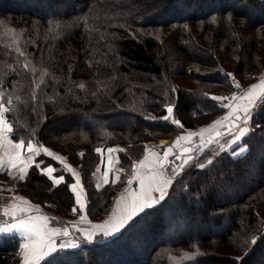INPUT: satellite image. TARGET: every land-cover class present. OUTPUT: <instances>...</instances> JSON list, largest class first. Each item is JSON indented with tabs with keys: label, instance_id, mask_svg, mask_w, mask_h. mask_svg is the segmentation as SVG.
Returning <instances> with one entry per match:
<instances>
[{
	"label": "trees",
	"instance_id": "1",
	"mask_svg": "<svg viewBox=\"0 0 264 264\" xmlns=\"http://www.w3.org/2000/svg\"><path fill=\"white\" fill-rule=\"evenodd\" d=\"M242 1L250 0H186L203 13L184 19L177 0H0V96L12 138L67 152L90 211L104 215L118 188L95 186L98 147L128 143L120 156L129 167L148 140L213 122L226 101L212 97L264 72V0H251V15L238 9ZM169 106L179 127L164 119ZM251 124L243 154L222 152L201 167L212 144L196 151L165 199L118 235L59 249L40 264H264V99ZM69 183L53 185L32 168L20 187L69 217ZM143 228L138 249L131 237ZM21 244L0 234V264L19 263Z\"/></svg>",
	"mask_w": 264,
	"mask_h": 264
},
{
	"label": "crops",
	"instance_id": "2",
	"mask_svg": "<svg viewBox=\"0 0 264 264\" xmlns=\"http://www.w3.org/2000/svg\"><path fill=\"white\" fill-rule=\"evenodd\" d=\"M254 84L256 85H262L264 84V79L256 81ZM253 85V84H252ZM250 85L247 89V91L251 88ZM246 92V91H245ZM232 103V102H231ZM237 103L243 104L245 101L240 100L237 101ZM0 105H2V98L0 96ZM172 107V106H171ZM253 109V108H252ZM231 109L230 108H225L224 112L220 114L218 118L220 120H223V123L226 122L225 117H227L230 113ZM252 112V110H251ZM251 112L250 115L245 117L242 113V119L240 120V123L235 130H233L231 133L234 136L239 135V130L240 129H245V136L246 134L250 133L252 130L251 126ZM173 114V113H172ZM171 114V116H172ZM168 115V118L171 119V117ZM5 121L10 125V123L7 121V119L4 116ZM217 118L213 121L215 122ZM213 125L212 123L206 125V127H201L199 130L195 129H185L182 130L178 133V135L174 137H166V138H161L164 139L162 142L161 139L159 143H153L151 140H148L145 143V149L143 154L137 158L135 161L132 162V164L128 167L122 164L121 156L120 154L128 149L129 144L128 143H116V144H110L107 146H100L98 147L101 149V152L98 153L99 155V160L96 165V169L94 171V181H95V186L98 189H102L103 187L107 185H117L118 188V193L114 197L111 206L109 209L105 212L104 215H101L99 217H93L92 212L90 211L89 208V201H88V194L86 187L84 185L83 177L81 174V171L78 169V167L73 164L70 159L67 157L66 154L50 147L47 145H39L36 144L32 141L31 142L34 146H37L41 150V155L36 156L35 154H29L27 153V143L24 142L23 140H15L12 138L10 133L5 132L3 134V138L0 139V160L3 161V165L0 166V189L4 190H11L12 192V202L10 203L8 207V218L4 223L0 224V234L3 235H18L22 239V244L27 242V234L24 232L23 229L20 228H14L12 227L13 224H18L21 219L28 220L29 217H47V225L48 228H56L60 229L61 232L64 231V227H69L71 230V234L64 236V235H59V236H54L53 241L54 245L57 250L59 249H73L72 245H80L86 241L87 233L89 230H91L92 225L94 224H102L105 220H110L112 219L115 215H119L121 212V206L120 203L118 202H123L124 200H127L130 198L131 193L133 192H138L139 190V183L136 180H133V175L135 172L140 171L141 174H143L146 169H143L139 162L141 160H144L145 157H148L149 160H156V161H163L164 162V169H163V175L164 178L171 180L173 183L174 178L179 174V172L182 170L179 165L183 164L184 166V160L187 158V156H191V153L183 155V159L181 163H175L174 159H172L171 155L165 160L164 159V152L168 149H172V153L180 149L181 147L185 145L192 144L196 139H200L206 133L201 132L202 129L206 130L207 126ZM216 127L214 125L213 130H215ZM192 134L189 139L186 140H179L177 143V140L179 137H185L189 136V134ZM242 136V137H243ZM241 137V138H242ZM23 141L25 144V147L21 151V158H23L26 155H32L33 160L27 162L28 167L26 169V174L25 178L22 180L20 179L21 172H20V167L21 165H17V167L13 168L9 164L10 158H14L16 155L17 149L14 148L15 143H19ZM217 143V141L213 144ZM219 143V142H218ZM212 144V145H213ZM210 146V145H209ZM208 147V146H207ZM47 148L49 151L53 152L54 157H59L60 160L63 161V164L60 163L59 160L55 158H50L46 154H43V149ZM109 149L114 150L111 153V163H109ZM64 165H67L70 167L73 172L79 175L80 180H81V185L83 188V192L81 193L82 199L84 200V203L86 207L82 210L78 206L75 205V199H74V194H73V200L74 204L71 207L70 211L72 212L71 216L63 217L61 213H56L53 210L49 209L46 207L42 202L38 201L34 197H30L28 193L24 192V190L21 189L20 183L24 182L31 176V171L32 168H35V170L42 176L46 177L51 181L53 185L55 184V181L59 179L61 176L64 177V181L69 177L70 184L74 183V178L72 174H70L67 169L64 167ZM135 166V167H134ZM48 167H51L53 169V172L51 175H48L46 169ZM159 165L157 164V168ZM40 170H37V169ZM149 168H151V164H149ZM99 169V170H98ZM108 172V180L109 183L105 184L104 183V173ZM119 176L120 179L117 181L115 179L116 176ZM129 180H133L132 184H129ZM169 184L167 189H166V195L167 192L172 185ZM99 185V187H97ZM79 191V189H78ZM154 197L158 198L159 193L155 192L153 193ZM44 196V195H43ZM166 197V196H165ZM162 202V201H161ZM160 202V203H161ZM158 203V204H160ZM157 204V205H158ZM155 206V205H154ZM73 207H76V211L73 212ZM21 209H28V211H21ZM147 209V208H146ZM144 211V210H143ZM98 215V214H97ZM81 216H84L85 219L84 221H81ZM54 221H67V224H60ZM39 223V222H37ZM127 225V224H126ZM125 225V226H126ZM124 226V227H125ZM123 227V228H124ZM122 228V229H123ZM122 229H120L118 232L110 235V236H103L102 234L98 236L97 238H94L93 241H97L100 238H109L118 235ZM63 245V248L61 246ZM76 248V247H75ZM56 250V251H57ZM22 249H20V254H21V260L17 264H23V256H22ZM47 251V249H45ZM54 253V252H53ZM52 254V253H51ZM51 254L44 256L41 260L38 261V264H40L43 260H45L48 256Z\"/></svg>",
	"mask_w": 264,
	"mask_h": 264
},
{
	"label": "snow or ice",
	"instance_id": "3",
	"mask_svg": "<svg viewBox=\"0 0 264 264\" xmlns=\"http://www.w3.org/2000/svg\"><path fill=\"white\" fill-rule=\"evenodd\" d=\"M231 76L232 74H227ZM81 88L84 87L83 84L80 85ZM235 87L239 88V84H236ZM212 99L217 100L219 102H222L227 97H212ZM264 99V84L262 85H256L253 84L251 88L243 93L242 96H237L236 94H233L231 97L232 103H222L223 108H230L231 111L227 117L224 119L229 120L230 122L240 119V113L242 112L245 117L250 115V112L252 108L255 106L257 100ZM243 100L245 103L240 104L237 103V101ZM4 111L2 105H0V139L3 138V134L5 132L11 133L12 127L5 121L4 119ZM166 111L169 115H171L174 111L173 107L169 106L166 108ZM166 116L164 119H167ZM171 123L175 125H179V120H172ZM215 123H219V121H216ZM204 129L201 130L203 132ZM231 131V129H229ZM245 129L239 130V135L235 137V140L238 141L240 138L245 134ZM192 134L190 133L189 136L185 137H179L177 140V143L179 140H186L189 139ZM217 136H220L221 133L217 132ZM211 143V141H209ZM25 147V144L23 141L19 143H15L14 148L17 149L16 155L14 158H10L9 164L11 167L15 168L17 165H21L20 172L21 176L20 179L25 178L26 169L28 167L29 161L33 160L32 155H26L23 158H21V151ZM97 153L101 152V149L97 148L95 150ZM109 163H111V153L114 151L112 149H109ZM189 151L188 148L184 149V153H187ZM27 153L29 154H35L36 156L41 155V150L37 146H34L31 142L27 143ZM43 154H46L50 158H55L60 161L61 164H63V161L60 160L59 157H54L53 152L49 151L47 148L43 149ZM172 154V149L168 148L164 152V159L166 160L170 155ZM177 160L181 159V157L177 156ZM193 159L192 156H187V158L184 160V164H187L189 161ZM140 166L143 169H146V171L141 174L140 171H137L133 175V180L138 181L139 183V190L138 192H133L130 195V198L127 200H124L120 203L121 206V212L119 215H115L110 220H105L102 224H94L91 227V230L88 231L86 239L88 242L93 241L94 238H97L101 234L105 237L110 236L116 232H118L120 229H122L130 220H132L135 216H137L139 213H141L146 208H151L154 205H157L161 201L165 199L166 196V189L169 184L172 183L171 180H168L164 178L163 175V169L165 167L163 161H156V160H149L148 157H145L144 160H141L139 162ZM149 164H151V168H149ZM157 164L159 167L157 168ZM3 165V161L0 160V166ZM64 167L67 169V171L72 174L74 178V183L70 184L69 190L74 194L75 199V205L78 206L80 209H84L86 207L84 200L82 199L81 193L83 192V188L81 185V180L78 174L73 172V170L68 167L67 165H64ZM135 167V166H134ZM179 167H183V164L179 165ZM203 167V165H201ZM37 170H40L39 168ZM99 170V169H98ZM48 175H51L53 172V169L51 167H48L46 169ZM104 183H109L108 180V172L106 171L104 173ZM115 179L118 181L120 177L117 175ZM133 180H129V184L131 185ZM64 182V177L61 176L59 179L55 181L56 185L61 184ZM99 187V185H97ZM79 189V191H78ZM158 192L159 197H154L153 193ZM77 209L76 207H73V212H75ZM21 211H28V209H21ZM47 217H29L28 220L21 219L18 224H13L12 227L14 228H20L23 229L24 232L27 234V242L21 244L22 256H23V264H38V261L41 260L44 256H47L53 252H55L57 249L54 245L53 237L59 236V235H68V231L65 229L63 232H61L60 229L56 228H48V225L46 223ZM81 221H84L85 217L81 216ZM39 222V223H37ZM254 242V241H253ZM73 248L78 247V245L73 244ZM63 248V245L61 246ZM47 249V251H45Z\"/></svg>",
	"mask_w": 264,
	"mask_h": 264
},
{
	"label": "rangeland",
	"instance_id": "4",
	"mask_svg": "<svg viewBox=\"0 0 264 264\" xmlns=\"http://www.w3.org/2000/svg\"><path fill=\"white\" fill-rule=\"evenodd\" d=\"M185 1L186 0H177V5L180 7V10H179V14H178V17L179 18H184V19H186L187 17H188V15H190V13L191 12H194L195 14H200V13H203V12H201L200 11V9H199V6L198 5H193L192 4V6H190V7H188V6H186L185 5ZM240 1V0H239ZM237 3L238 2H235V0H230V4H232V5H237ZM252 2H251V0L249 1V2H247V1H242V3H240V5L238 6V9L239 10H242V11H245V12H248L250 15L255 11V8H254V6L251 4ZM264 79V72L261 70V71H259V72H257V76H256V78L255 79H253L251 82H248V84L247 85H245V80L243 81V83H242V81H240L239 80V82L237 81L236 83H235V85L236 84H239V88H237V87H235L234 86V88H232L233 90L231 91V93L229 94V95H221V97H227L228 99H226V100H224V102L226 101V103H231L232 102V100H231V97L233 96V94H236L237 96H242L243 95V93H245V91H247V89H248V87L250 86V85H252V84H254L256 81H258L259 82V80H263ZM244 84V85H243ZM216 96V95H215ZM220 96V95H219ZM223 103V102H222ZM221 111H219V112H217V120L216 121H219V123L217 124V123H215V122H211L213 125H209V126H207V128H206V130H204L203 132L204 133H206V135H208V134H210L211 132H213L214 130H213V128H214V125L216 126V127H218V128H223L224 126H225V123H223V120H220V118H218L219 116H220V114H222L223 112H221ZM168 113L166 114V116L168 117ZM165 116V117H166ZM169 116H171V115H169ZM185 116H189V115H185ZM171 117H173V118H171V119H169V118H167L166 120L169 122V123H171V121L172 120H179L178 118H176L175 117V114H174V112H173V114H172V116ZM215 118V119H216ZM91 121V119H89L88 120V122H90ZM119 121L120 122H122V123H128V119H126V118H120L119 119ZM227 121V120H226ZM251 121V120H250ZM130 123L132 122V121H129ZM210 124V123H209ZM180 125V124H179ZM179 125L177 126V125H175L174 127H179ZM206 125H208V124H204V125H202V126H199V127H197V128H195V130H199L201 127H206ZM251 126H252V124H251ZM217 129V128H216ZM233 130H235V129H233ZM232 130V131H233ZM252 130H253V127H252ZM251 130V131H252ZM182 131V130H181ZM231 131V132H232ZM180 131H175L174 133H173V135H172V137H174V136H176V135H178V133H179ZM231 132H229V133H227L226 135H223V136H221L220 138H218V139H216L215 140V142L217 141V143H215V144H213L212 145V147H211V150H212V154H211V157H209L208 159H207V161H205V162H202V164L201 165H203V166H205L207 163H209L214 157H216V156H218V155H220L222 152H229V153H231L233 156H239V155H241V154H243L246 150H247V145L244 143V136L242 137V138H240V140H238V141H236L235 140V137L236 136H234V135H232V133ZM170 133H172V132H170ZM249 134V133H248ZM206 135H204V136H206ZM247 135V134H246ZM245 135V136H246ZM203 136V137H204ZM203 137H201V138H203ZM161 138H166V137H164V136H161ZM160 137H159V139L158 138H155V139H152L151 141L153 142V143H159V142H164L163 140L164 139H161ZM200 138V139H201ZM160 139H161V141H160ZM219 142V143H218ZM146 143V142H145ZM156 143V144H157ZM114 144H116V143H114ZM144 144V143H143ZM110 145V144H109ZM260 147L261 146H263L264 145V141H262V142H260ZM47 146H49V145H47ZM50 147H52V146H50ZM129 147V146H128ZM264 147V146H263ZM263 147H261V148H263ZM52 148H54V147H52ZM182 148V147H181ZM55 149V148H54ZM56 150H58V149H56ZM178 150V149H177ZM58 151H60V150H58ZM60 152H62V153H64V154H66L67 155V157H68V154H67V152H63V151H60ZM202 152L203 151H200V152H192V154H191V156L193 157V159L191 160V161H189L187 164H184V167L185 166H188V165H191V164H193V162H195V160L198 158V156L200 155V154H202ZM69 158V157H68ZM71 160V159H70ZM177 160V159H176ZM71 162H72V160H71ZM175 163H178L177 161H174ZM73 163V162H72ZM75 163V162H74ZM73 163V164H74ZM77 167H78V169L80 170V168H79V166H78V164L76 163L75 164ZM95 169L96 168H94V170L91 172V174H92V176H93V178H94V171H95ZM182 169H183V167H182ZM254 169L252 168V169H250L249 170V173H251L252 171H253ZM81 171V170H80ZM180 173V172H179ZM258 175V174H257ZM246 176V175H245ZM249 176V175H248ZM242 184L244 185V186H246L247 187V185H248V179H247V176L242 180ZM34 183V182H33ZM35 185H37V186H39V190L40 191H42V193H43V195L46 197V198H48V199H52V195H51V193H48L47 191H46V189L44 188V185H43V188L42 187H40L41 186V183H40V185H39V183H36L35 182ZM28 190L29 191H31L30 190V188H29V186H28ZM25 191V190H24ZM0 192L1 193H3V194H5V195H9V196H12V192H11V190H4V189H0ZM27 192V191H26ZM28 193V192H27ZM30 193V192H29ZM88 201H89V199H88ZM91 201L92 200H90V203H91ZM178 203V202H177ZM63 205H64V202H63ZM174 205H176V203H174L173 204V206ZM48 207V206H47ZM63 207V206H62ZM49 208V207H48ZM8 210V209H7ZM91 214H92V216H93V212H95L94 211V209H92L91 210ZM99 217L97 214H95L93 217ZM63 217H65V216H63ZM174 225H176V224H173L172 225V227H171V230L173 229V227H175ZM141 232V233H140ZM147 232H146V230H145V228H143L141 231H138L133 237H131V238H133V243L136 245V246H138V249H143V247H144V242L142 241V236H144L145 234H146ZM132 240V239H131ZM86 242H88V241H86ZM86 242H84V243H86ZM91 242H94V241H91Z\"/></svg>",
	"mask_w": 264,
	"mask_h": 264
},
{
	"label": "water",
	"instance_id": "5",
	"mask_svg": "<svg viewBox=\"0 0 264 264\" xmlns=\"http://www.w3.org/2000/svg\"><path fill=\"white\" fill-rule=\"evenodd\" d=\"M239 115L241 117L240 119L232 121V122L227 120L225 122V126L223 128H217L213 132H211L210 134L204 136L203 138L194 141L192 144L185 145L182 148L175 150L171 155L172 159H176L177 156L181 157V159L178 160V164H179L182 162L183 155L191 153V152L203 150L207 146L213 144L216 139L220 138L223 135H226L227 133L231 132L233 129L238 127L240 120L242 119V113H240ZM229 129H231V131H229ZM217 132H220L221 135L217 136L216 135ZM209 141H211V143H209ZM185 148L189 149V151L187 153H184ZM65 229L68 231V235L71 234V230L69 227H64V230Z\"/></svg>",
	"mask_w": 264,
	"mask_h": 264
},
{
	"label": "built area",
	"instance_id": "6",
	"mask_svg": "<svg viewBox=\"0 0 264 264\" xmlns=\"http://www.w3.org/2000/svg\"><path fill=\"white\" fill-rule=\"evenodd\" d=\"M177 161V160H174ZM12 202V196L5 195L0 192V224L4 223L8 218V207Z\"/></svg>",
	"mask_w": 264,
	"mask_h": 264
}]
</instances>
